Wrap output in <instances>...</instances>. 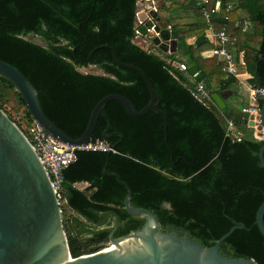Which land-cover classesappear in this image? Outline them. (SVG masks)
<instances>
[{"label": "trees", "instance_id": "obj_1", "mask_svg": "<svg viewBox=\"0 0 264 264\" xmlns=\"http://www.w3.org/2000/svg\"><path fill=\"white\" fill-rule=\"evenodd\" d=\"M139 1L0 0V61L34 85L44 113L67 136L79 139L95 107L109 95L127 98L138 111L150 102L143 77L120 66L112 48L121 63L144 72L167 116L151 111L133 117L119 102L107 104L90 142H104L112 151H80L64 171L60 202L82 218L71 227L64 220L71 256L105 249L115 218V238L143 226V218L125 210L124 182L134 208L150 210L164 230L188 234L208 248L236 223L244 224L246 229L235 230L222 243L221 253L264 264V237L256 226L264 201L259 159L264 141L237 125L242 136L230 134L228 110H220L213 99L206 106L195 97L198 84L211 95L238 84L227 76L224 62L203 56L211 46L201 0H163L161 10L170 18L159 16L160 23L164 20L178 41L176 54L160 49L156 54L135 43ZM216 2L221 6L212 14V24L216 31L228 25L234 42L229 48L243 60L236 56L238 73L244 67L251 86L264 87V0H211L210 11ZM192 38L195 42L189 44ZM177 63L187 70L176 69ZM90 66L103 75L79 71ZM11 93L23 112L10 116L21 129L31 126L34 120L22 97L0 78V108L6 112ZM80 183L89 187L80 190Z\"/></svg>", "mask_w": 264, "mask_h": 264}, {"label": "water", "instance_id": "obj_2", "mask_svg": "<svg viewBox=\"0 0 264 264\" xmlns=\"http://www.w3.org/2000/svg\"><path fill=\"white\" fill-rule=\"evenodd\" d=\"M151 7L138 14L139 33L162 52L176 54L178 41L172 38L171 30L160 23L158 13L150 11L152 20H148L147 10ZM149 28H154L155 33L149 32ZM112 52L120 66L135 70L143 77L151 94L150 102L138 111L123 96L105 97L93 110L86 131L77 140L67 136L46 116L39 91L17 68L0 61V78L14 87L34 122L47 136L70 146L79 147L90 142L100 116L104 115L107 104L112 101L122 104L133 117H143L153 111L167 120L166 114L159 109L160 98L144 72L134 65L121 63L113 48ZM93 54L94 51L91 56ZM261 87L258 85L257 88ZM212 99L220 110L228 107L225 104L227 96L223 93L212 95ZM256 103L263 104L264 97L258 94ZM227 117L243 129H257L264 140V105L260 107L258 122L250 121V115L236 106L228 108ZM259 159L264 167V145ZM121 184L128 192L124 201L125 210L132 217L143 218V226L133 233L115 238L118 227L115 218L110 242L105 249L72 258L60 197L52 179L23 130L0 108V264H256L253 260L232 259L221 253L222 243L235 230L246 229L244 224L236 223L213 247L208 248L192 240L188 234L180 236L177 232L164 230L158 217L150 210L134 208L131 189L124 182ZM256 226L264 237V201L256 216Z\"/></svg>", "mask_w": 264, "mask_h": 264}, {"label": "built area", "instance_id": "obj_3", "mask_svg": "<svg viewBox=\"0 0 264 264\" xmlns=\"http://www.w3.org/2000/svg\"><path fill=\"white\" fill-rule=\"evenodd\" d=\"M152 2V7L147 10L148 20H152L150 17V11L157 12V5L154 3V0H150ZM201 11L200 14L206 20L208 25L207 30L205 32V38L212 43V50L210 53L211 57H217L219 60L225 63L224 71L227 73V76H234L237 78L240 83V74L238 73V67L236 65V54L235 49H230L229 46H233L234 42L232 40L230 30L228 25H226L222 30L216 31L212 24V14L220 9V2H216L215 7L212 11L208 9V5L211 4V0H201ZM229 11V8L228 10ZM226 20L228 18L226 17ZM141 23V22H140ZM145 25L147 21L145 20ZM247 27V26H246ZM246 29V28H245ZM244 29V31H245ZM149 32H153L154 28H149ZM137 37H145L139 33V26H136ZM237 52V51H236ZM244 52H241V57L243 58ZM174 67L179 71H186L187 67L185 64L177 63L174 64ZM243 83V82H241ZM240 83V84H241ZM250 89V95L252 98H256L259 94L261 97H264V87L260 89L255 88L253 86L248 87ZM195 97L198 101L204 103V105H208L211 102L212 95L209 90L206 89L204 84H198L197 93ZM243 113H248L251 117L250 121H259V112L260 109L257 106L246 107L242 109ZM12 118V117H11ZM13 119V118H12ZM37 154L39 155L42 164L46 168L49 173L53 186L60 197V192L62 188V184L64 182V171L74 164L77 161V154L80 151H112L110 147H108L104 142L97 141L95 143H88L84 146H70L68 144L60 143L51 137L47 136L44 130L35 122L32 123L31 126H24L22 129ZM254 132L255 138L259 141H264L262 137L259 136V132L257 129ZM229 132L233 133L234 136H242V133L238 131V127L236 124L230 120L229 122Z\"/></svg>", "mask_w": 264, "mask_h": 264}, {"label": "rangeland", "instance_id": "obj_4", "mask_svg": "<svg viewBox=\"0 0 264 264\" xmlns=\"http://www.w3.org/2000/svg\"><path fill=\"white\" fill-rule=\"evenodd\" d=\"M154 3H156L157 10H159L158 16H160L163 19L170 18V15L166 12V10H161L162 5L164 4L163 0H154ZM139 5H140L141 9L144 10V9H148L150 7V5H152V2L150 0H140ZM29 39H32L33 41H35L37 43H42L40 38H29ZM188 42H190V41L188 40ZM135 43L137 45H139L141 48H143L144 50L152 51L156 54H159V48L155 47L153 45V43L150 41V39H148V38L136 37ZM212 43H213V41L210 40L209 44L211 47H213ZM236 54H237V52H236ZM79 71L81 73H84V74L103 75V72L94 66H90L88 68H80ZM245 72H246L245 68L240 66L239 67V74L243 75V73H245ZM244 79H245V77L242 78V80L244 82L241 83V86L239 87V93H238V95L240 96V98H238V100L244 101V104L241 105V108H243L242 106H244V108L249 107L250 101H251L250 100V89L247 87L248 83ZM6 110H7V113L9 115H14V114H18V113L23 112L22 109H20L18 106V103H17V100L15 98L14 93H11V95L8 97V104L6 106ZM77 187L80 190H86L89 186L86 183H80L77 185ZM61 206L65 210L64 220L66 222H69V227H71L76 220H82V218L79 217L73 211H71L65 203H61Z\"/></svg>", "mask_w": 264, "mask_h": 264}, {"label": "crops", "instance_id": "obj_5", "mask_svg": "<svg viewBox=\"0 0 264 264\" xmlns=\"http://www.w3.org/2000/svg\"><path fill=\"white\" fill-rule=\"evenodd\" d=\"M243 16L245 17V15L243 14ZM162 22L165 24L166 22L164 21V20H162ZM245 24V23H244ZM189 41L190 42H188L189 44H193L194 42H195V38H192V39H189ZM211 48H213V47H211ZM208 49L207 51H205V52H203V56L205 57V58H210L211 56H210V54L209 53H211V50L212 49ZM236 56L238 57V54H236ZM240 57H241V55H240ZM239 58V57H238ZM239 61L242 63V61L243 60H241L240 58H239ZM245 77V79L244 80H246L247 81V83H248V85H247V87H250L251 86V84H250V79L252 78V76H251V74H249V72H247V70H246V72L245 73H243V75H241L240 74V80L239 81H241V82H244L243 80H242V78H244ZM240 82V83H241ZM239 82H238V84L236 85V87H233V89H230V90H224V91H221V92H219V91H217V92H214L212 95H215V94H220V93H223L224 95H226L227 96V99L225 100V104L228 106L226 109L228 110V108L230 107V106H236V107H238V108H240V109H243L244 108V106H242L243 108H241V105H243L244 104V101H242V100H238V98H240V96L238 95V93H239V87L241 86V84H240ZM250 106L249 107H251V106H258V108L260 109V107L261 106H263L264 105V103L263 104H261V106H259L257 103H256V98H252L251 97V95H250ZM249 105V104H248ZM256 130H254V132H255Z\"/></svg>", "mask_w": 264, "mask_h": 264}, {"label": "flooded vegetation", "instance_id": "obj_6", "mask_svg": "<svg viewBox=\"0 0 264 264\" xmlns=\"http://www.w3.org/2000/svg\"><path fill=\"white\" fill-rule=\"evenodd\" d=\"M145 38H147V37H145ZM151 41V40H150Z\"/></svg>", "mask_w": 264, "mask_h": 264}, {"label": "bare ground", "instance_id": "obj_7", "mask_svg": "<svg viewBox=\"0 0 264 264\" xmlns=\"http://www.w3.org/2000/svg\"><path fill=\"white\" fill-rule=\"evenodd\" d=\"M110 247V246H109Z\"/></svg>", "mask_w": 264, "mask_h": 264}]
</instances>
